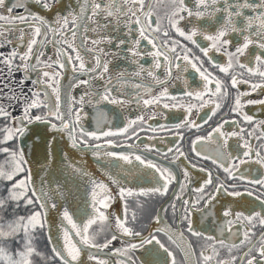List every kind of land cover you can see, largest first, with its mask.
<instances>
[{"label":"snow or ice","instance_id":"6c2138e0","mask_svg":"<svg viewBox=\"0 0 264 264\" xmlns=\"http://www.w3.org/2000/svg\"><path fill=\"white\" fill-rule=\"evenodd\" d=\"M33 3L50 10L49 15L55 13L54 19L32 11L28 0H0V27L13 30L16 37L10 52H0V62L8 75L13 68L25 74L19 82L21 92L12 97L19 115L0 105V153L5 155L0 161V184L11 182L0 188L6 191L0 205L10 200L18 208L22 203L27 212L0 223V264H37L36 257L45 264H178L176 253L162 242L160 234L183 253L181 264H264V121H254L244 110L245 105H264V98H248L249 93L264 92V0L258 4L237 0L234 5L223 0V9L217 7V0H194L195 12L185 0H78V11L64 15L57 11L61 0ZM161 7L167 9L163 16ZM16 8L23 12H15ZM245 8L253 15H245ZM220 11L225 15L215 31L194 23L187 30L181 26L185 13L187 17L214 19ZM105 16L113 20H105ZM238 18L242 23H237ZM109 23L115 32L124 25L123 38L102 34L92 42H107L127 61L128 66L120 67L113 77L106 75L109 63L102 59L104 48L86 47V33L107 32ZM170 30L176 35L170 36ZM230 33L240 34L242 42L229 39ZM197 35L206 46L198 42ZM4 43L12 41L4 39ZM48 43L55 54L51 64L41 60ZM189 43L200 55L193 53ZM20 45L25 46L23 50ZM250 45L257 49L254 54ZM82 52L91 61L88 67ZM213 52L221 54V59ZM16 57L19 61L14 65ZM206 63L224 78L205 67ZM52 64L59 70H47ZM69 65L73 75L62 95L60 70ZM189 68L198 75L199 88L188 84L184 74ZM174 70L176 80L183 84L176 94L168 86ZM29 72H36L30 96L22 91ZM76 73L86 74L89 80L93 76L102 79V91L93 92L89 80H80ZM143 76L151 79H136ZM84 84L88 90L71 95V89ZM239 85L247 87L241 90ZM157 87L160 91L154 93ZM229 88L234 94L225 113L222 102L230 95ZM101 102L122 110L118 111V118L122 117L119 125L100 108ZM128 105L135 107L136 114H128ZM150 105L156 106L153 117L160 112L175 119L166 110H184L171 125L174 147H157L156 133H167L168 128L144 119ZM205 105L210 106L211 114L221 110L214 126L199 117ZM86 107L92 108V128L84 123L89 115ZM194 109L197 119L192 118ZM229 115L231 130L225 119ZM184 129L189 130L188 152L182 150ZM65 134V143L91 149L94 157L105 162L100 178L81 165L72 166L88 180L90 211L79 217L60 205L62 191L57 196L56 189L46 190L44 183L37 189L32 170L25 167L32 163L27 157L46 160L59 150L56 138ZM141 134L148 135V142L141 140ZM8 142L10 146H4ZM189 154H194L193 158ZM201 157L211 163L201 164ZM255 166L261 171L253 175ZM197 168L199 173L193 171ZM17 174L23 178L13 181ZM169 213L175 228L165 219ZM197 216L199 223L194 219ZM209 218L214 234L205 227ZM34 233L45 238L49 255L37 251ZM221 249H227L224 258ZM234 250L238 255H232Z\"/></svg>","mask_w":264,"mask_h":264},{"label":"flooded vegetation","instance_id":"af4514ba","mask_svg":"<svg viewBox=\"0 0 264 264\" xmlns=\"http://www.w3.org/2000/svg\"><path fill=\"white\" fill-rule=\"evenodd\" d=\"M145 2L147 3L148 0H145ZM237 2V0H229L230 4H235ZM260 2V0H249V3H253V4H258ZM185 3L187 4V6L193 10V12L196 11V6L194 3V0H185ZM28 7L32 10V11H37L39 12L41 15H45L47 19L49 20H53L55 17V13L49 15L50 10H43L41 9L38 5L33 3V0H28ZM217 7H219L220 9H223L224 7V3L223 0H217ZM79 8V4H78V0H61V8L58 9L57 11L60 13V15H64L66 14L67 11L71 10L73 12V14H75L76 11H78ZM201 10H203V7H201ZM15 12H23V9L21 8H16L14 9ZM167 11V9L161 7L159 9L160 14L163 16L164 13ZM232 11H235V7L233 6ZM243 12L245 15H253V12L251 9L245 8L243 9ZM224 13L223 11L217 12L215 14V18L213 19L210 16H204L201 18H196V17H187L186 13V19L185 21L181 22V26L185 27L186 30L194 23L197 26L203 28V27H207L209 31H215L216 28L218 27L219 23L223 22V17H224ZM105 20L111 21L113 20L112 17H108L105 16L104 17ZM121 20L124 19L123 16L120 17ZM95 21V18H94ZM2 23V22H0ZM166 17L164 20V26H166ZM237 23L240 24L242 23V18H238L237 19ZM69 27H71V24H69ZM12 31L11 29L9 30H5L3 27H0V52L3 53H7L10 52L11 49L13 47L16 46L15 41H16V37L14 35H12ZM28 29H25V32H27ZM123 32H124V25L121 23L120 25V30L119 32H115L113 31V25L111 23L108 24V31L107 32H102L100 29H97L96 32H88L86 33V35H88L89 39L86 41V47L89 49H94L97 47H103L104 51L101 53L102 59L105 61H108L109 63V71L106 74L108 77H113L115 75H117V71L120 67H127L128 63L127 61L123 60L121 58V54L116 52V49L110 48L109 45L107 44V42H102L101 45H95L93 44V38L102 35V34H109V35H120L121 38H123ZM169 35L170 36H175L176 34L174 33V31L170 30L169 31ZM161 38H163V31H161L160 33ZM197 40L198 42H200L202 44V46H206L205 41H203V37L197 35ZM229 39H231L232 41H239L242 42V36L240 34L237 33H230L228 36ZM4 39H8L11 40L12 43H4ZM39 39V38H38ZM49 40H51V33L49 34ZM114 43V42H113ZM189 47L193 48V53L195 55H200L198 49H195L194 46H192L190 43L188 45ZM20 50L24 49V45H20ZM123 47V46H121ZM249 50L253 52V54L255 53V51L257 50L255 48L254 45H250ZM34 51H35V46H34ZM42 51L44 52V55L41 56V60L42 61H48L49 64H51V59H55V54L52 48V44L48 43L45 44ZM69 52H71V50L69 49ZM215 57H217V59H221V54L212 53ZM74 55V53H73ZM82 55L85 56V62H86V67H88L89 63H91V61L88 59V56L86 53L82 52ZM19 61V57L14 58V65L16 63H18ZM146 62L150 63V60L146 59ZM32 63H35L34 60H32ZM205 67H209V65L206 63ZM47 70H51V71H58L59 67L58 65H54L52 64L50 69ZM210 71H213L215 75H219L221 76V78L223 79L224 76L223 74H221L219 72L218 69H215L213 67H209ZM62 71V75L59 77V80L61 81V86H62V95L64 94V88H66L67 84H68V78L69 76L73 75L72 70L70 65L68 67H66ZM159 73V70H157ZM25 74L21 71H17L15 70V68H13V71L10 75V77L15 81L16 85H15V90L17 91V93L19 94L21 92V87H20V80L22 79V77ZM28 79H25L23 81V88L22 91L26 94H28L29 96L31 95L29 89H31L33 87L32 85V80L36 79V72H29L28 74ZM77 76H79L80 80L84 81V80H89V77L84 74V73H76ZM176 72L175 70L173 71V77L171 80L168 81V86L170 88V91L173 92V94H176L177 92H179L182 88H183V84L180 81L176 80ZM188 80V84L191 86V88H199L200 87V79L198 77L197 74L194 73V70L190 69L188 70L187 73L184 74ZM136 79H143L145 81L150 80L151 78L147 77V76H143L142 78H136ZM89 83L91 85V90L93 92L96 91H102V88L100 87L101 84L104 83V81L102 79H100L99 77H91V79L89 80ZM42 89L45 88V86L41 85L40 86ZM239 87L241 88V90H245V88L247 86L244 85H239ZM88 90V84H84V85H76L73 89H71V95L73 96H78L80 92ZM48 92H51V88H47ZM155 92H159L160 88L157 87L154 90ZM229 93L230 95L227 97H224L223 102H222V110L223 112L227 113L229 111L228 109V105L230 103H232V95L233 90L231 88H229ZM43 93L41 92V95ZM93 98L95 99V96H93ZM248 98L250 99H261L264 98V92H260L259 90H257V92L254 93H249L248 94ZM16 104V101H15ZM129 108V115H134L136 114V109L133 105H128L127 106ZM155 105H150L147 107V109L144 111L143 115H144V119L149 120V123L152 124L153 126L156 125H166L168 128V132L165 133L163 131H159L156 133V144L157 147H161V148H172L174 147V136L171 134L172 131H174L173 129H171V125L173 123L178 122V118L181 117V113L184 111L183 109H171V110H166L169 113L172 114V116L175 117V119H170V118H166L164 116H162L160 114V112H157V114L153 117L152 116V112L153 110H155ZM100 108L104 109V111H106L108 113V115L110 117L113 118V123L115 125H119L120 124V119H122V117L118 118V111H122V110H116V106L109 104L108 102H101L100 104ZM245 111H247L250 115H252L254 117V121H264V105H260V104H256V105H245L244 108ZM85 111L87 113H89L88 116L85 117L84 123L86 127L92 128L94 127L92 118H91V112H92V108L91 107H86ZM221 112V110H218V114H211L210 113V106L205 105V107L201 110H199V117L203 118V120H206L208 124H212L214 126V123L219 120L220 115L219 113ZM18 115H19V110H18ZM211 115L212 119L209 120L208 116ZM151 117V118H150ZM192 118L193 119H197V111L194 109L193 110V114H192ZM225 119L228 120V130H231V116H225ZM246 124H242L241 127H246ZM205 127V124L203 122H201V128L203 129ZM260 129L257 128L256 129V133L257 135L259 134ZM185 132V139L183 140V151L188 152L190 149V141L187 139V133L189 132L188 129H184ZM141 140L143 142H148V135L147 134H141ZM253 142L255 143V138H253ZM136 143H140L139 141H137ZM73 149H77V148H73ZM86 149V148H85ZM190 159L193 158L194 154H189ZM91 157V158H89ZM88 158H84V160H81L80 158H76L77 162H71L68 166H65V174L68 175H72L71 179H66V182L68 184V186L70 185H75L76 182L80 183L79 178H76V175H81L80 173L74 172L73 171V165L77 164V165H81L83 166V168L86 170V167L89 168L91 174H93L92 172L95 171V177L99 178L100 176H102V167L104 165V161L103 160H99L98 158L94 157L92 154H90ZM200 163L201 164H210V161L205 160L203 157L200 158ZM88 164V166H87ZM196 173H199V168L193 170ZM213 171H215V169H213ZM261 171V169L259 168V166H255L253 175H255L256 173H259ZM88 182V180H87ZM84 183V182H83ZM261 191H264V189H261ZM87 196V201L89 200L88 195ZM86 198V197H85ZM166 199V197H165ZM258 203L257 202V208L256 210H259L258 207ZM66 206V203H65ZM89 207V205H88ZM90 209V207H89ZM86 218V217H85ZM165 219L167 220V222L173 227L175 228V222L171 216V214L169 213ZM194 219L197 221V223H199V217H194ZM205 227H207L210 231V234H214V228H213V224L211 222V218L208 219L207 223L205 224ZM259 229H257V233H258ZM186 238L187 234H186ZM160 239L162 240V242H164L166 244V246H169L175 253L177 256V261L178 264H181L182 260H183V253L180 252V250L178 248H176L175 245H172L169 241H167V237L164 234H160ZM118 243V242H115ZM236 243L238 244V240L236 241ZM221 258H224L225 256L228 255L227 253V249H221ZM137 255H140V253L138 252ZM232 255H238V250H234L232 252ZM237 264H239V261H237Z\"/></svg>","mask_w":264,"mask_h":264},{"label":"water","instance_id":"95a60500","mask_svg":"<svg viewBox=\"0 0 264 264\" xmlns=\"http://www.w3.org/2000/svg\"><path fill=\"white\" fill-rule=\"evenodd\" d=\"M56 139L60 141L58 146L59 150L53 151L46 160L44 158L37 159L31 156L27 157L32 160V163L25 165V167L32 170L33 180L35 181V187L37 189H39L41 184L44 183L46 190L56 189L55 194L57 196H59L60 191H62L64 196L59 200L60 205L65 206L66 203L69 210L74 212L75 215L79 217L80 215L90 211L86 196L88 185L87 177L82 174L76 175V178L81 179L80 183L76 182L75 185L72 184L68 186L66 179H71L72 175L65 174V166H68L71 162H77L76 158H80L81 160L88 158L90 154H92V151L87 148L73 149L70 142L65 143L68 139L66 134L62 138L57 136ZM86 171L91 174L89 168L87 167ZM92 173L93 174L91 175L95 176V171ZM57 185H60L59 189H57ZM57 219H59V217H57Z\"/></svg>","mask_w":264,"mask_h":264},{"label":"trees","instance_id":"16d2710c","mask_svg":"<svg viewBox=\"0 0 264 264\" xmlns=\"http://www.w3.org/2000/svg\"><path fill=\"white\" fill-rule=\"evenodd\" d=\"M0 105L4 106L1 99H0ZM0 123H2V118H0ZM11 142H8L4 146H10ZM5 155L3 153H0V161H4ZM17 178H23L21 174H17L16 177L13 178V181ZM11 182H3V184H0V188H3L4 185H8ZM0 198H6V191H0ZM26 206L22 203L19 205L18 208L15 207V205L10 201H6L5 205H0V223H6L7 221L13 219L15 216L20 215H26ZM34 245L37 248L38 252H44L46 255H49L48 248L50 246L46 245L45 238L42 237L38 233H34ZM37 264H45V261L41 257H36Z\"/></svg>","mask_w":264,"mask_h":264},{"label":"rangeland","instance_id":"374dc122","mask_svg":"<svg viewBox=\"0 0 264 264\" xmlns=\"http://www.w3.org/2000/svg\"><path fill=\"white\" fill-rule=\"evenodd\" d=\"M15 85V81L8 75L7 68L0 62V99L3 105L11 111L12 115H18L17 105L15 100L12 99L13 96L18 95Z\"/></svg>","mask_w":264,"mask_h":264}]
</instances>
